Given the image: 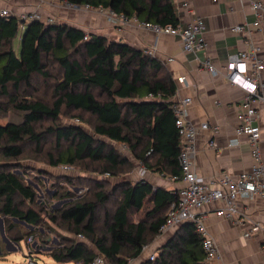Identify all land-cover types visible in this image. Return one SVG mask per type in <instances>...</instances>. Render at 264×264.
Returning <instances> with one entry per match:
<instances>
[{"label":"trees","instance_id":"obj_1","mask_svg":"<svg viewBox=\"0 0 264 264\" xmlns=\"http://www.w3.org/2000/svg\"><path fill=\"white\" fill-rule=\"evenodd\" d=\"M61 1L110 8L139 21L179 23L172 0ZM39 86L45 95L51 91V102L38 96ZM176 91L170 69L130 43L62 21L0 15V217L5 234L16 243L33 236L36 248L49 243L38 228L46 211L37 202L38 187L46 184L41 176L28 179L32 166L25 159L52 167L79 165L93 174L63 178L71 184L88 182L92 195L77 199L54 181L58 188L51 197L62 205L51 207L49 220L65 232L49 254L59 263L74 264H92L98 255L112 264L138 258L160 233L176 195L145 178L132 183L122 176L110 183L95 173L119 177L141 163L181 178ZM12 111L21 120L1 121ZM62 115L76 121L63 122ZM116 143L126 145L132 158ZM139 264H207L195 224H181L155 259Z\"/></svg>","mask_w":264,"mask_h":264},{"label":"crops","instance_id":"obj_2","mask_svg":"<svg viewBox=\"0 0 264 264\" xmlns=\"http://www.w3.org/2000/svg\"><path fill=\"white\" fill-rule=\"evenodd\" d=\"M172 1L180 23H187L198 16L204 19L206 23L204 37L209 44L207 52L202 51L197 54L187 52L179 36L156 33L131 18L120 29L112 24L98 7H88L86 4H70L61 0H0V10L7 8L11 14L17 16L23 11H40L43 14L41 19L46 22L49 19L62 21L87 32H96L125 41L139 49H154L153 55L170 69L176 80L177 91L174 100L192 98L188 106V118L197 125L208 121L211 125L218 126L216 130H200L197 136L198 173L206 181H210L220 177L224 172L239 174L243 170H249L253 159L248 137L241 136L238 144H229L236 136V127L239 124L237 113L244 91L229 81L225 66L229 56L246 49L249 42L257 46L258 55L264 60V18L259 27L252 28L247 33L236 34L232 32L231 26L252 23L256 20L252 8L254 0H188L189 5L186 7L185 0ZM259 1L264 3V0ZM27 23L28 21H25V24ZM20 41L19 38V48ZM207 55L212 58L217 73L209 71L204 66L203 60ZM169 57H173V60H169ZM180 77H184V80H180ZM258 107L257 123L261 128L260 144L264 159V100L258 103ZM210 140L216 142L221 152L209 145ZM127 153L132 158L129 151ZM142 167L145 166L137 163L132 171L126 173V180L135 183L145 178L156 187L170 191L180 185L178 181L172 182L170 176L148 170L146 167L142 174L140 172ZM218 205L219 202H213L204 211L207 213L208 230L217 240L226 264H264V251L261 247L264 241V199L257 198L242 205L241 218L249 214L261 220L263 225V229L250 238H246L243 234L248 224H239L236 220L215 215L214 209ZM0 219L4 226L3 217ZM178 227L160 231L138 258L130 259V263L133 261L132 263L139 264L141 260L148 259L152 252L158 254L160 247L174 235ZM0 236V252L2 244L10 248L6 255L21 249L20 243L12 241L6 234L10 242L5 239L1 226Z\"/></svg>","mask_w":264,"mask_h":264},{"label":"built area","instance_id":"obj_3","mask_svg":"<svg viewBox=\"0 0 264 264\" xmlns=\"http://www.w3.org/2000/svg\"><path fill=\"white\" fill-rule=\"evenodd\" d=\"M188 5V0H185L184 6ZM86 6L91 7L88 4ZM252 8L256 14V20L252 23L235 24L231 26L232 32L243 34L251 31L252 28L260 26L264 18V3L254 0ZM98 9L103 11L107 19L120 29L130 19L110 8L100 6ZM7 14H10L7 8L0 10V15ZM27 17L30 19L40 18L39 15L34 16L33 14L24 16V18ZM131 19L139 21L135 17H131ZM49 21L53 20L49 19ZM139 22L156 33L179 36L183 48L187 52L197 54L202 51L207 52L209 48V44L204 37L206 23L202 17L198 16L187 23L179 22L177 25H161L148 21ZM145 51L152 55L155 53L154 49ZM168 59L173 60V57ZM203 64L209 71L218 72L209 55L205 57ZM225 68L229 81L238 85L244 91V97L239 104L237 113L239 124L236 127V136L230 140L229 144H238L241 136H247L251 145L253 164L249 170H243L239 174L224 172L220 177L206 181L196 169V139L200 130H216L218 126L211 125L208 121L197 125L188 118V106L192 101L191 97L176 101L174 104V115L180 135L178 159L182 168V176L179 180L177 176L169 177L172 182H180V185L171 190L176 195V199L171 203L166 220L160 227V231L164 232L176 228L185 222H193L196 231L202 237V248L207 264H226L217 240L209 232L206 225L207 213L204 209L208 205L213 202H219V205L214 209L216 216L228 220H236L239 224H248V228L243 233L246 238L252 237L263 229L261 220L249 214L243 215L242 218L240 215L242 214L243 204L257 198L264 199V159L260 144L261 128L257 123L259 115L258 103L264 100V60L258 55L257 46L253 42H249L246 49L229 56ZM180 80H184V77H180ZM121 145L126 149V145ZM209 145L221 152V148L217 146L214 140H210ZM57 168L65 173L74 171V166L71 164H60ZM145 169V167L140 168V172L144 174ZM106 174L108 175L109 173ZM83 236V234H78L80 239H83ZM25 242L27 243V255L24 264H38L34 250L37 245L36 240L33 236H29ZM146 247L147 245L144 246V249ZM261 247L264 251V241ZM156 256L157 253L152 252L149 258L155 259ZM104 262V256L98 255L92 264H103Z\"/></svg>","mask_w":264,"mask_h":264},{"label":"rangeland","instance_id":"obj_4","mask_svg":"<svg viewBox=\"0 0 264 264\" xmlns=\"http://www.w3.org/2000/svg\"><path fill=\"white\" fill-rule=\"evenodd\" d=\"M35 13V14H34ZM29 14L39 15L40 18H42V13L40 11H33V12H25L23 11L19 17L24 18V16H28ZM25 20V19H23ZM19 36L15 39L16 47H18L19 43ZM20 48L18 49V51ZM45 90L42 86H39V91H38V96L45 98L46 101L51 102L52 98H50L51 91L48 94H44ZM8 119H13L16 121L21 120V115L19 113H15L12 111L10 114L7 115V117L2 118L1 121H6ZM61 120L63 122H74L76 119L68 116V115H62ZM80 121V119H78ZM49 121H46L48 123ZM84 124V123H83ZM115 146L118 148L119 151H122L124 154H126V149L123 148V146L119 143H116ZM26 164L29 166H32L29 168L27 172V177L28 179L32 180L34 179V176H41L44 178L46 186L41 189L39 188V195L37 198V202L39 205H42L46 208L45 213L43 214V223H41L38 228L45 230V232L49 236V243L45 245H40V247L34 249L35 251V256L38 264H74L73 262H64V263H59L57 262L50 254L49 251L53 249L55 246L58 245L59 242L63 240L62 238V233L65 231L62 230L61 227L55 225L52 221L49 220V213H53V209L51 207H54L55 209L60 208L62 205L61 200H57L52 198L51 196L54 194L55 190L58 188V186H54V181H59V186H64L71 191L74 192V197L75 198H85L87 196H91L93 192L92 185H89L88 182H82V181H76L74 184L68 183L66 179L63 177L66 175L69 176H79L80 174H85L86 176L92 175L89 172H86L83 170V168L79 165L75 166L74 165V171L65 173L59 168L49 166L46 162L41 163L40 161H34L31 159H25L24 160ZM35 167V169H34ZM40 167H46L50 171L49 174H40L38 173V169ZM96 177L101 176V179H106L110 181V183L115 182L116 180L120 179L122 176H126V174H122L119 177L112 176L111 174H102L101 173H95ZM100 178V177H99ZM77 183V184H76ZM47 189V191H46ZM27 226V225H26ZM27 228V227H26ZM78 238V235L76 236ZM84 237V236H83ZM85 238V237H84ZM0 243H1V236H0ZM91 245V243H90ZM92 246V245H91ZM20 247L21 249H18L12 254L6 255L8 251H10L4 244H2V249H1V254H0V264H24L26 262V255H27V243L25 240H22L20 242ZM94 250L96 248L92 246ZM5 256V257H4ZM133 262V261H132ZM129 263V264H135V263ZM103 264H112L107 258L105 259V262Z\"/></svg>","mask_w":264,"mask_h":264},{"label":"water","instance_id":"obj_5","mask_svg":"<svg viewBox=\"0 0 264 264\" xmlns=\"http://www.w3.org/2000/svg\"><path fill=\"white\" fill-rule=\"evenodd\" d=\"M23 222L26 224L25 221H23ZM26 225L32 227V225H30V224H26ZM0 226H1V231H2L3 235L5 236V233H4V226H3V224H2V219H0ZM5 239H6L8 242H10V240L8 239V237L5 236Z\"/></svg>","mask_w":264,"mask_h":264}]
</instances>
